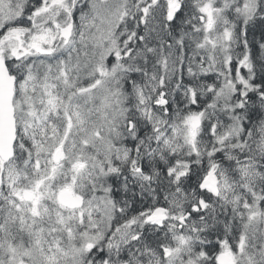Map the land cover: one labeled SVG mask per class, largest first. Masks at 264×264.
<instances>
[{"label": "snow or ice", "instance_id": "snow-or-ice-1", "mask_svg": "<svg viewBox=\"0 0 264 264\" xmlns=\"http://www.w3.org/2000/svg\"><path fill=\"white\" fill-rule=\"evenodd\" d=\"M0 264H264V0H0Z\"/></svg>", "mask_w": 264, "mask_h": 264}]
</instances>
